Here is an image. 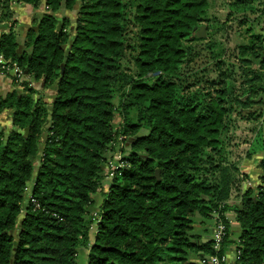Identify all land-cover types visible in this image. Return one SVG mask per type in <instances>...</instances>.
I'll use <instances>...</instances> for the list:
<instances>
[{
  "label": "trees",
  "instance_id": "16d2710c",
  "mask_svg": "<svg viewBox=\"0 0 264 264\" xmlns=\"http://www.w3.org/2000/svg\"><path fill=\"white\" fill-rule=\"evenodd\" d=\"M13 1L44 7L22 48ZM251 3L230 0L227 19L213 28L208 0H0V24H10L0 54L26 77H12L21 90L0 98L14 127L0 126V264H77L81 248L86 264H207L234 242L235 264H264V32L248 27L230 50L239 82L215 37L234 13L243 24ZM62 9L74 18L58 16ZM31 80L54 87L50 102ZM133 107L134 121L126 115ZM233 115L258 123L246 155L262 157L256 184L230 204ZM120 137L128 150L120 148L123 165L94 216L93 195ZM214 214L225 226L218 248L194 232Z\"/></svg>",
  "mask_w": 264,
  "mask_h": 264
},
{
  "label": "rangeland",
  "instance_id": "374dc122",
  "mask_svg": "<svg viewBox=\"0 0 264 264\" xmlns=\"http://www.w3.org/2000/svg\"><path fill=\"white\" fill-rule=\"evenodd\" d=\"M210 3V7L208 9V16L209 18H215L216 22H212L213 24V28H217V20L218 21H224L227 18V13L229 11L227 4L230 2V0H208ZM257 8H262L264 7V0H254L253 2ZM23 6V5H22ZM41 6V5H40ZM40 6L38 8H40ZM11 8H12V4H11ZM26 8V7H25ZM11 10L14 9L12 8ZM24 13V6L22 7V9H20V13ZM26 11V10H25ZM12 12V16H13V20L16 21V19L14 18V14ZM62 14H60V12L58 13V16H68L71 19L74 18L75 16V12H69V11H65L61 12ZM259 11H257L256 13H250V12H246V16H247V20L243 23V24H239L238 21L241 20L244 15L241 13H234V15L229 18L230 20L227 21L228 25L226 29H219L218 30V34H216L215 37L220 38L225 47L227 48L228 53L226 54V59L228 60L229 63L234 62V71H233V76L236 79L237 82L240 81L239 79V75H240V70L238 68V62L235 61V57L234 54L230 52L231 49H233L236 45H238L240 42L243 41V35L247 34V28L251 27L252 29L250 31H248V34L250 32H254V29H256L257 26H260L261 23L264 20V15H258ZM258 15V16H257ZM257 16V17H256ZM35 23V12L32 13V15L30 16V20L27 23V26H31L32 24ZM211 23L209 22H203L202 24H205L206 26V32L209 30L208 29V24ZM264 26V24H262ZM27 27V28H28ZM18 30V26H17V21L14 24V29ZM21 28V27H20ZM22 30V29H20ZM2 31V30H0ZM207 36V34L205 35V37ZM222 36V37H220ZM23 46V44H22ZM21 46V48H22ZM123 66L126 68L127 66H130L129 63L126 62V59L123 61ZM232 69V66H229L228 64L224 63L222 64L221 68H223V70H225L226 68ZM232 73V72H231ZM34 87L37 90H41L43 96H45L46 100H49V94H54L55 90L54 87L50 86L48 88H43V84H41L40 82H35L33 83ZM47 90V91H45ZM44 99V98H43ZM44 99V100H45ZM117 99H115V101L117 102ZM45 100V101H46ZM47 102V101H46ZM139 113V109L138 108H130L128 110V112L126 113V115L128 116V119L134 121L136 120V118L138 117ZM123 116L122 114H120V112H118L116 114V117L114 119V127L119 126V124L122 122ZM233 120L230 124V129H229V134H228V138L226 140V148H228L227 150V158H226V162L229 161H233L235 163H239L243 158H246V150L247 148L250 146L251 141L254 138V134H255V129L257 128V122H249V121H245L242 120L240 118H238L236 115H233ZM260 122V121H259ZM264 126V123H263ZM123 138L120 137V140L116 142L115 144V148L113 151L110 152V154L108 155V160L106 161V163L103 165V174H104V178L102 180L101 183V187L100 189L97 191L96 194L93 195L94 198V203L91 206V213L92 215L96 216L95 214H97L98 210H99V205L101 204L102 201V192L106 191L108 188V184L110 182V179L113 177V175H111V170H112V165H118L121 163V152H120V148H124L126 149L125 152H127L128 150V145L125 144V142L122 141ZM256 153V152H255ZM229 160V161H228ZM243 165H241L242 167ZM246 167L248 168V165H246ZM238 181L234 182V187H232V189L234 188V190H236V188H240L242 186V182L243 180H241V177H238ZM31 182L28 183V187H30ZM27 187V190H29ZM235 216V214L233 215ZM198 226L200 225V223H195L194 226ZM195 228V227H194ZM95 232V226L94 224L91 227V238L93 237V233ZM200 237H202L203 235L199 234ZM86 248H81L79 254H78V258H77V264H86V256H87V251H85ZM207 264H211L210 262H208Z\"/></svg>",
  "mask_w": 264,
  "mask_h": 264
},
{
  "label": "crops",
  "instance_id": "0c3cea01",
  "mask_svg": "<svg viewBox=\"0 0 264 264\" xmlns=\"http://www.w3.org/2000/svg\"><path fill=\"white\" fill-rule=\"evenodd\" d=\"M253 2H254V0H252V3H251L254 7V10L249 11V12L250 13H256L257 11H259L258 15L263 16L264 15V7L257 8V6ZM22 5L24 6V13H23V11H22V13H20V9H22V7H23ZM227 7H228V5H227ZM12 8L14 9V18L16 19L17 26L19 27L18 30L16 28V31L18 33L17 39L20 42V48H21L23 36L25 35V32L27 30V27H28L27 23L30 20V16L34 12L36 14V12L42 11V9L44 7H43V5H41L40 8H34L30 4L18 3V2L13 1L12 2ZM65 11L66 10L62 9L59 12H60V14H62L61 12L65 13ZM72 12H74V11H72ZM262 24H264V20L260 26H257L256 29H254V31L264 32V26ZM9 26H10L9 22L2 23V24H0V30H2L3 32H7L9 30ZM20 29H22V30H20ZM24 80H25V78L20 80L18 82V84L20 82H23ZM33 83H34V81L31 80L30 85L34 87ZM21 88H22L21 86L14 84V81H13L11 74L9 72L7 73V72L0 71V98L4 97L8 92H10L14 89L21 90ZM45 91H47V90H45ZM39 92L41 93L42 91L39 90ZM53 95L54 94L48 95L49 100H46L45 96H44V99L47 102H50ZM11 118H12V110L11 109H4V110L0 111V126L2 128H5V130H9V129L14 128L12 125ZM263 123H262V125H263ZM263 128H264V126H263ZM248 148H247V150H248ZM227 150H228V148H227ZM247 150H246V152H247ZM245 157L246 158H243L239 163H235L233 161L231 162L228 160L229 162L234 163L236 165V167L238 168V173L236 175V179H237L236 181H238V179H239L238 177H241V180H243V182L241 183L242 186L240 188H236V190H234V188L231 189L229 199H228L230 204L231 203H238L239 198H240V194L247 187L252 186V185L254 186L256 184V178L258 175L257 164L262 157V153L260 151H257L256 153H253L251 156H245ZM241 165H243V166L241 167ZM246 165H248V168L246 167ZM28 189H29V187H28ZM233 215H234V212L231 210L225 213V216L228 220L229 227H230L229 228V230H230L229 237L232 238V240L237 241L238 240V234H239V224L236 221L235 216H233ZM217 222H218L217 215L214 214V215H212L211 218L203 220L200 223V225H198V226L195 225L194 226L195 227L194 232L198 235L199 234L203 235L201 237V239L203 241L213 239ZM93 235H94V233H93ZM90 239L91 240L93 239V237L91 238V229H90ZM235 245H236L235 242L230 244L227 247L226 251L224 252V255H223L224 264H235V255H236ZM80 250H79V252H80ZM85 251H87V250H85ZM209 262L211 264H215V262L211 259Z\"/></svg>",
  "mask_w": 264,
  "mask_h": 264
},
{
  "label": "built area",
  "instance_id": "2783aa9c",
  "mask_svg": "<svg viewBox=\"0 0 264 264\" xmlns=\"http://www.w3.org/2000/svg\"><path fill=\"white\" fill-rule=\"evenodd\" d=\"M8 62L9 60L4 58L3 55L0 54V71L7 72V73L9 72L11 74V77H16L18 82L22 80L23 78H26L24 74L25 72H23L20 67H18L15 63H12L11 65H9ZM122 165H123L122 160L119 166L112 165L111 175H113L114 171L118 169L119 167H121ZM224 230H225L224 224H222L221 222H217L214 237H213L215 248L219 247V242L222 239ZM211 260H213L215 264H220V261H223L224 257L222 256L220 260L216 257H212Z\"/></svg>",
  "mask_w": 264,
  "mask_h": 264
},
{
  "label": "water",
  "instance_id": "95a60500",
  "mask_svg": "<svg viewBox=\"0 0 264 264\" xmlns=\"http://www.w3.org/2000/svg\"><path fill=\"white\" fill-rule=\"evenodd\" d=\"M39 15V13H37ZM196 35L198 37H205L206 35V26L205 24H201L200 27L196 31ZM27 129H25V134H27ZM156 173L158 174V170H156ZM198 216V215H197Z\"/></svg>",
  "mask_w": 264,
  "mask_h": 264
}]
</instances>
